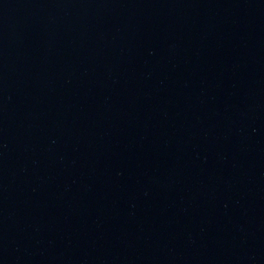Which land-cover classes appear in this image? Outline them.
I'll list each match as a JSON object with an SVG mask.
<instances>
[{
  "label": "water",
  "instance_id": "obj_1",
  "mask_svg": "<svg viewBox=\"0 0 264 264\" xmlns=\"http://www.w3.org/2000/svg\"><path fill=\"white\" fill-rule=\"evenodd\" d=\"M0 264H264V0H0Z\"/></svg>",
  "mask_w": 264,
  "mask_h": 264
}]
</instances>
